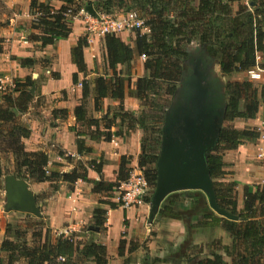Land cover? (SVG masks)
<instances>
[{
	"label": "trees",
	"instance_id": "16d2710c",
	"mask_svg": "<svg viewBox=\"0 0 264 264\" xmlns=\"http://www.w3.org/2000/svg\"><path fill=\"white\" fill-rule=\"evenodd\" d=\"M60 1L62 6L56 10L49 3L30 0L29 13L34 19L29 24V30L38 32L27 35L30 43L44 48L53 46L59 40H66L72 32V17L81 10L86 11L87 6H92L94 17L99 14L136 12L149 29L148 35L135 32L133 48L117 35L103 37L104 61L111 75L96 77L92 87L83 80L81 101L73 112L76 126L88 129V132L76 129L74 132L76 154L80 157L93 153V149L86 145V139L110 142L113 134L128 137L137 129L143 130L137 167L149 188L144 197L147 204L156 186V161L164 114L179 86L186 49L191 45H204L216 59L220 74L226 81V109L218 142L208 157L207 165L214 182L218 207L238 217V220L230 221L216 215L200 191L169 195L163 201L157 218L178 220L184 226L182 242L170 252V258L177 263L264 264V188H245L242 206L238 208L237 185L222 180L225 175L223 153L235 150L243 143L254 142L260 135L255 128L237 129L232 123L255 118L260 103H264V86L258 91L249 80L230 79L256 68L259 53L264 59V0H251L249 6L243 5L240 0ZM85 46L84 37L71 48V60L78 73L83 75H86L82 54ZM2 52L3 44L0 42V54ZM142 55L145 57L143 68L146 74L137 78L131 88L132 63L135 57ZM18 62L22 68H32L35 64L29 58L18 59ZM118 66L125 68L123 73L117 70ZM78 82L77 74H74L72 83L76 85ZM35 84L36 80L26 77L23 82H14V87L0 97V179L13 174L28 182L49 183L52 189L59 182L72 188L81 180L92 185L91 193L112 198L119 185L130 177L131 157H120L116 181L108 183L102 178L92 181L87 177L89 169L101 176L102 160H89L86 163L79 160L73 169L62 173L48 167L49 158L45 152L26 151L24 140L29 138L31 131L19 119L35 97L31 92ZM127 95L138 100L140 106L147 108L150 114L125 111L123 101ZM89 98L93 100L92 111L103 113L100 119H95L89 113ZM104 99L118 102L119 105L115 109L107 108L104 114ZM52 115L64 119L67 112L55 110ZM57 154L71 162L70 156L63 151ZM5 156H10L12 160V171L5 172L1 166V161H6ZM54 166L61 167L59 164ZM99 204L110 210L119 207L111 201H99ZM106 212L101 207L94 209V228L102 230ZM21 214L37 222L26 225L22 230L11 224L6 226L5 238L0 244V264H107L103 244L92 240H74L76 234L51 237L42 218ZM218 230L229 237V244H223L215 235ZM84 231L93 235L88 227ZM125 244L124 240L119 242L120 257L123 256ZM140 264L156 263L151 262L146 254Z\"/></svg>",
	"mask_w": 264,
	"mask_h": 264
},
{
	"label": "crops",
	"instance_id": "0c3cea01",
	"mask_svg": "<svg viewBox=\"0 0 264 264\" xmlns=\"http://www.w3.org/2000/svg\"><path fill=\"white\" fill-rule=\"evenodd\" d=\"M39 1L46 4L49 3L56 10L62 6L60 0ZM2 2L11 17L8 19L6 28L0 29V36H4L7 41V43L3 42L4 49L13 48L12 53L9 54L14 55L13 58L16 61L10 62L5 53L3 54L2 52L0 54V79L13 77L21 79L18 82H23L28 77V72L33 69L36 72L33 73V80L38 81L32 89H37L38 94H35L34 99L39 98V102L33 99L27 111L22 113L19 119L31 131L29 138L24 141L26 150L45 152L49 158L48 167L51 169L53 164L69 165L64 170H61L62 173H67L73 169L79 160H82V162L102 160L104 164L101 176L89 169L87 172L88 179L97 181L102 178L105 182L114 183L121 156H131L134 159V161L132 160L134 162L132 167L136 165L140 153L141 132L136 130L128 137H117V141H114L117 143L116 149L112 147L114 145L112 144L113 142H94L86 139V145L93 149V153L80 157L76 154L75 135L69 129L76 126L73 112L81 101V88L72 83V76L77 74L79 82L83 78L92 87V81L96 77L111 75L104 61L103 37L95 38L90 47L85 41L86 46L83 48L82 54L86 66V75L80 74L71 60V48L85 35V25L83 26L81 15L76 16L74 21H72V32L66 40H59L53 46L44 48L37 43H32L38 46L40 50L30 49L31 45L28 46L30 42L26 40L22 33L26 31L27 35L30 33L38 34L36 31L29 30V24L33 19L29 13L30 0H2ZM121 14V12L115 13L114 16ZM117 37L133 48L135 37L133 32L125 31L117 35ZM10 38H13L11 44L8 43ZM19 43L25 44L27 47L19 46ZM23 58L34 60V66L32 68L20 67L18 59ZM40 59L42 62H39ZM257 61L258 66L251 71L258 73L260 76L259 79L252 82L260 91L261 87L264 86V59L262 54L259 53L257 55ZM40 63L44 65H40ZM117 70L124 72L125 68L118 66ZM248 73L238 74V80L247 78ZM145 74L143 61L140 57H135L130 76L132 81L131 88H133V82ZM53 75L58 76L54 78ZM1 95L0 91V97ZM102 105L105 114L107 108L115 109L119 103L104 99ZM139 105L140 103L135 98L129 96H126L123 101L124 109L127 111H138ZM87 109L95 119H100L102 117L101 114L103 115V113L92 111L93 100L91 98L87 100ZM55 110H65L67 112L66 118L62 119L59 115L56 117L50 115ZM95 114L97 115L95 116ZM232 125L237 129L255 128L260 134L259 138L254 142L243 143L235 150L225 151L222 156L224 177L230 178V182H235L237 185L238 208H241L244 189H253L264 180V164L256 159L257 150L260 147H264V103H260L258 113L254 119L239 120L233 122ZM48 144L57 148V151L61 150L69 155L71 162H67L58 156L56 150L46 149ZM27 183L35 196L42 219L47 221L51 237L62 235L65 231H68L71 234H76L78 240H92L96 243H101L106 247L107 264H140L146 254L149 260L156 264H181L170 258V252L182 242L185 236L182 222L165 220L162 222L164 226L155 233L153 225L159 218L156 216L153 223L148 224L149 204L146 202L129 209L117 207L114 210H110L107 206L99 204V201L104 196L91 193L92 185L81 180H78L72 188L66 183L59 182L56 184L55 189H52L49 183L28 181ZM97 207L107 211L106 220L102 230L97 228L98 231H91L93 235H90L84 230L90 227L88 224L92 221V213ZM3 208L4 191L3 186L2 188L0 186V244L5 238L6 226L8 224L17 226V223L11 222H14V220L16 222L14 212L18 213V211L4 212ZM152 232L155 233L154 236ZM221 237L223 244L227 245L230 243V239L225 233ZM121 240L126 242L122 257L118 256V246Z\"/></svg>",
	"mask_w": 264,
	"mask_h": 264
},
{
	"label": "water",
	"instance_id": "95a60500",
	"mask_svg": "<svg viewBox=\"0 0 264 264\" xmlns=\"http://www.w3.org/2000/svg\"><path fill=\"white\" fill-rule=\"evenodd\" d=\"M86 11L91 16L95 15L92 6H87ZM183 63L179 86L164 114L148 224L153 223L169 195L189 191L203 193L216 215L237 221L238 217L218 207L207 165L223 126L226 82L223 75H217V61L204 45L189 46ZM2 183L4 212L18 211L42 218L26 180L7 174L3 176ZM88 230L98 231L92 226Z\"/></svg>",
	"mask_w": 264,
	"mask_h": 264
},
{
	"label": "built area",
	"instance_id": "2783aa9c",
	"mask_svg": "<svg viewBox=\"0 0 264 264\" xmlns=\"http://www.w3.org/2000/svg\"><path fill=\"white\" fill-rule=\"evenodd\" d=\"M245 6H249L251 0H240ZM85 17V41L90 47L93 44L95 38H101L108 34L119 35L122 32H139L141 35H148L149 29L144 25L142 19L135 12H127L119 16H111L105 14H99L98 16H91L86 11L81 10L79 12ZM38 15V14H37ZM32 16V15H31ZM34 19V16H32ZM76 16L72 17L75 19ZM32 19V20H33ZM142 60L145 57L140 56ZM249 78L253 80L259 79V74L249 71ZM7 80L0 79V91H6L8 87H14L10 81L6 86ZM78 88H81V82L76 84ZM113 141V139L111 140ZM256 158L258 161L264 163V147H260L257 150ZM260 187L264 188V180H262ZM148 185L139 171V173H131L127 181L121 183L114 193L112 202L116 203L122 209H129L134 206L141 205L144 202V197L148 193ZM71 233L65 231L62 235L69 237ZM75 240V239H74Z\"/></svg>",
	"mask_w": 264,
	"mask_h": 264
},
{
	"label": "rangeland",
	"instance_id": "374dc122",
	"mask_svg": "<svg viewBox=\"0 0 264 264\" xmlns=\"http://www.w3.org/2000/svg\"><path fill=\"white\" fill-rule=\"evenodd\" d=\"M136 13V12H135ZM78 15H81V19L83 20V26L85 25L84 24V21H85V17H84V15L83 14H80V13H78ZM77 15V16H78ZM137 15H138V13H137ZM111 16H114V15H111ZM139 16V15H138ZM10 17H11V14L9 13V11L5 8V6H4V4H3V2H2V0H0V29L2 28V29H4V28H6V26L8 25V19H10ZM72 21H74V19H72ZM0 33H1V30H0ZM23 34H24V36L26 37V40L28 41V39H27V34H26V31H24V32H22ZM134 34H135V32H133ZM13 41V38H10L9 40H8V43H10L11 44V42ZM18 41H20L19 39H18ZM0 42H2V44H3V42H6L7 43V41H6V38L3 36V37H1L0 36ZM22 42V41H21ZM20 45H23L22 43L20 44L19 43V46ZM31 45V46H30ZM28 46H30V49H37V50H40V48L38 47V46H35V45H33L32 43H30ZM6 47V46H5ZM23 47H27V45H23ZM12 50H13V48H9V49H4V44H3V54L5 53L6 55H7V59H8V61H10V62H14V61H16V60H14V55H10L9 53H12ZM14 60V61H13ZM142 60V59H141ZM142 61H144V60H142ZM39 62H42V60L40 59L39 60ZM40 65H44L43 63H40ZM16 67V66H15ZM216 72H217V75H220V71H219V68H218V66H217V64H216ZM29 74H28V77H30L31 79H34L33 78V73H36L35 72V70H33L32 69V71H30V72H28ZM122 73H123V71H122ZM3 79H6L7 80V82H6V86L9 84V82L11 81L12 83H14V82H18V81H20L21 79H18V78H10V79H8V78H6V77H4ZM83 80H85V79H81L80 80V82H82ZM243 81V80H249V81H251L252 82V80L249 78V75H248V77L247 78H244V79H242V80H238V75H235V76H233L231 79H230V81ZM224 81H225V79H224ZM226 82V81H225ZM36 83H38V81L36 82ZM89 83V82H88ZM131 83H132V81H131ZM135 82H133V84H134ZM253 83V82H252ZM132 84V85H133ZM36 85V84H35ZM35 85L33 86V87H35ZM13 87H8L7 89H6V91H3V92H1L2 94L3 93H6V92H8L10 89H12ZM31 92L33 93V94H38V91H37V89H35L34 88V90H32L31 89ZM35 95V96H36ZM128 96V95H127ZM34 100H36V101H38L39 102V98H35ZM138 101V100H137ZM37 102V103H38ZM139 102V101H138ZM155 103V102H154ZM123 108H124V106H123ZM125 110V109H124ZM125 111H127V110H125ZM127 112H138V113H141V112H143L144 114H150V112L148 111V109L147 108H143V107H141L140 105H139V110L138 111H127ZM144 114L142 115V116H144ZM50 115H52V113H50ZM97 114H95V116H96ZM53 116V115H52ZM101 116H103L102 114H101ZM54 117V116H53ZM234 126V125H233ZM73 133L75 132V129L76 130H78L79 132L80 131H84V132H88V129L87 128H80V127H76V126H73V127H70L69 128ZM73 129H74V131H73ZM137 131H139V132H141V135H142V137H143V130L140 128V129H137ZM142 137H141V139H142ZM117 137L113 134L112 135V137H111V140L113 139V141H110V143H112V144H114V145H112V147H113V149H116L117 147H116V145H117V143H115L114 141H117V139H116ZM25 141V140H24ZM141 141V140H140ZM26 149V148H25ZM46 149H52L53 151H55L56 150V152H58L57 151V148H55L54 146L53 147H51V144H48V147L46 148ZM26 151H28V150H26ZM66 156H69V155H67L66 154ZM127 157H131V156H127ZM5 159H6V161L5 160H2L1 161V166L4 168V171L5 172H9V171H12V167H11V158H10V156H5L4 157ZM10 159V161H8ZM63 159V158H62ZM257 159V158H256ZM65 160V159H64ZM120 160V159H119ZM131 160H133L134 161V159H132V157H131ZM82 161V160H81ZM87 162V161H86ZM85 161H84V163H86ZM67 163V162H66ZM132 163H134V162H132L131 161V163H130V165H129V167H131V169H132V171H131V173H139V169H138V167H137V163H136V165H134L133 167H132ZM261 163H263V162H261ZM72 164V163H71ZM264 164V163H263ZM54 165H56V164H53V167H52V169H55V170H57V171H61V170H64V168H66L67 166H69V165H67V164H65L64 166H61V167H55ZM63 168V169H62ZM51 169V168H50ZM62 172V171H61ZM3 178V177H2ZM2 178L0 179V186H1V188H2ZM222 180H224V181H227V182H230V178H228V177H223L222 178ZM260 185H261V183H260ZM260 185H258V186H255V187H260ZM260 188H263V187H260ZM115 195H113V197H114ZM113 199V198H112ZM100 201H111V198H108V197H104L102 200H100ZM108 208V207H107ZM15 214H14V219H16V222H15V220H14V222H11V223H17V226H16V228H18V229H24L25 228V226L26 225H31L32 223H35V222H37L36 220H34V219H27L23 214H21V213H17V212H14ZM165 220H169V219H158V220H156V222H155V224L153 225V227H155V233H156V231L158 232L160 229H161V227H163L164 225H162V222H164ZM43 222H44V227H47V221L46 220H43ZM158 223V224H157ZM19 226V227H18ZM88 226H92V221H90L89 222V224H88ZM216 232H217V234H216ZM153 233V236L155 235V233L154 232H152ZM222 233V234H221ZM223 233L224 232H220L219 230L218 231H215V235L218 237V238H220L221 240H222V237H221V235H223ZM58 235H55V237H57ZM70 236H71V234H70ZM28 239H29V237H28ZM75 240H78V236L77 237H75L74 238ZM146 243V242H145ZM145 243H144V245H145Z\"/></svg>",
	"mask_w": 264,
	"mask_h": 264
}]
</instances>
